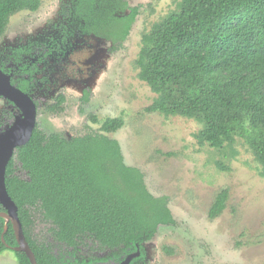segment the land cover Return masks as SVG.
Here are the masks:
<instances>
[{"label":"trees","instance_id":"16d2710c","mask_svg":"<svg viewBox=\"0 0 264 264\" xmlns=\"http://www.w3.org/2000/svg\"><path fill=\"white\" fill-rule=\"evenodd\" d=\"M40 7L41 0H0V37L14 15ZM140 9L128 0H72L70 10L86 34L117 52ZM136 63L157 96L148 113L196 119L201 146L221 149L241 138L264 177V0H181L143 35ZM91 95L84 91L82 113ZM66 102L61 93L44 109L61 115ZM89 119L98 122L96 115ZM124 125L123 118H109L103 134L67 139L37 123L30 142L15 151L6 186L38 264H121L138 248L142 254L131 264H146L143 246L160 227L176 225L169 198L153 196L143 173L126 165L119 142L107 136ZM229 197V189L216 195L210 219L224 212ZM16 248L12 222L0 218V255L10 250L18 264H31ZM82 249L106 254L87 260Z\"/></svg>","mask_w":264,"mask_h":264},{"label":"rangeland","instance_id":"374dc122","mask_svg":"<svg viewBox=\"0 0 264 264\" xmlns=\"http://www.w3.org/2000/svg\"><path fill=\"white\" fill-rule=\"evenodd\" d=\"M128 1L141 9L117 52L106 40L83 31L71 15L72 0H41L38 11L11 18L0 37V63L16 73L22 66L30 70L16 76L33 82L35 91L29 94L42 99L37 123L47 133L67 139L103 134L106 119H124V127L107 136L119 142L126 165L143 173L149 192L169 198L176 221L160 227L145 244L147 264H264V177L248 146L239 137L221 149L201 146L196 135L203 125L196 119L146 111L157 96L139 78L142 37L181 0ZM86 89L92 95L82 113L80 99ZM61 93L67 99L65 112H46ZM6 110L0 101V134L11 128L2 114ZM90 115L98 122L90 121ZM218 162L229 170H220ZM223 189L230 191L226 209L210 219L211 206ZM105 254L82 249L80 257ZM0 264L18 262L8 250L0 255Z\"/></svg>","mask_w":264,"mask_h":264},{"label":"water","instance_id":"95a60500","mask_svg":"<svg viewBox=\"0 0 264 264\" xmlns=\"http://www.w3.org/2000/svg\"><path fill=\"white\" fill-rule=\"evenodd\" d=\"M0 97L10 100L22 111L14 125L5 133L0 134V204L5 213H0V218L12 222L18 248L15 251L23 252L31 264H38L36 257L24 236L23 227L19 219L18 207L10 197L6 186L7 168L17 149L26 146L35 131L38 120L36 104L27 94L11 84L10 77L0 70ZM141 255L139 249L129 255L121 264H131Z\"/></svg>","mask_w":264,"mask_h":264},{"label":"flooded vegetation","instance_id":"af4514ba","mask_svg":"<svg viewBox=\"0 0 264 264\" xmlns=\"http://www.w3.org/2000/svg\"><path fill=\"white\" fill-rule=\"evenodd\" d=\"M23 69H26L28 72L27 73H23L22 72ZM0 70L3 71L7 76L10 77V81H11V84L13 86H15L16 88H18L19 90H21L23 93H25L28 96H30V98L36 104L37 110L41 108L42 99L32 98L31 95L29 94V93L35 91V89H34L35 87L33 85V82L32 81H29V77H27V79H22V78L19 77L20 78L19 79V78H17L18 76H16V74H18V75L19 74H25V75L26 74L27 75L30 74V70L29 69H27L26 67L22 66V67H20V72L19 73H16V71L14 69H12L10 67L9 68H6L5 66H3L0 63ZM58 95L56 94L52 99H55ZM0 101H3L7 105V110L6 111H3L2 114L6 118L7 123H10L9 126L12 127L14 125L16 119L22 115V111L15 105V103L11 102L8 99H5L4 97H0ZM143 250H144V253H145V256H146V264H147V253H146L145 245L143 246ZM139 251L142 254L141 249H139Z\"/></svg>","mask_w":264,"mask_h":264}]
</instances>
